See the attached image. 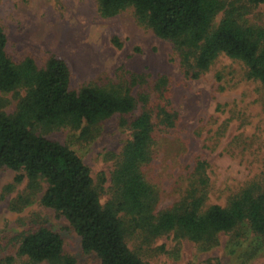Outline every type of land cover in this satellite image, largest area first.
Here are the masks:
<instances>
[{
    "label": "trees",
    "instance_id": "obj_1",
    "mask_svg": "<svg viewBox=\"0 0 264 264\" xmlns=\"http://www.w3.org/2000/svg\"><path fill=\"white\" fill-rule=\"evenodd\" d=\"M249 3L264 6V0ZM97 4L104 18L133 9L140 25L175 45L182 68L194 78L225 55L242 62L248 77L264 88V29L241 24L235 3L97 0ZM220 13L224 17L215 26ZM7 44V35L0 28V169L16 173L6 193L27 181L19 204L27 205L42 193L41 205L64 217L79 236L83 253L95 255L101 264H146L131 250L128 240L140 237L149 243L171 233L203 250L217 246L220 234L230 235L231 250L242 253L247 262L264 252V189L258 183L247 185L226 206H206L208 180L201 163L188 196L170 209L156 211L158 193L146 180L143 168L153 160L157 127L171 129L178 119L170 109L165 78L153 88L146 87V78L134 76L126 85H89L75 91L70 88L71 69L64 59L51 56L42 68L32 58L15 62L7 53ZM134 89H138L136 96ZM10 93L18 99L11 114L5 111L11 101L3 96ZM139 103L141 113L121 122L132 136L111 173V195L105 204L101 203L102 186L95 185L90 168L77 152L34 132L38 127L44 132L71 128L92 137L100 123L115 115L134 114ZM4 234H0V251L6 250ZM12 236L16 254L3 257L0 264H77L64 251V238L55 230L39 227Z\"/></svg>",
    "mask_w": 264,
    "mask_h": 264
},
{
    "label": "rangeland",
    "instance_id": "obj_2",
    "mask_svg": "<svg viewBox=\"0 0 264 264\" xmlns=\"http://www.w3.org/2000/svg\"><path fill=\"white\" fill-rule=\"evenodd\" d=\"M225 1L239 6L241 24L264 29L263 5ZM223 17L224 13L216 17L215 26ZM0 28L8 38L7 53L15 62L32 58L42 68L51 56L64 59L71 69L70 88L75 91L89 85H126L134 76L146 78V87L153 88L166 79V96L178 119L171 129L157 127L153 160L143 168L158 193L157 212L188 196L201 163L208 180L206 206H226L251 183L264 189V88L248 77L242 62L222 55L206 73L194 78L182 68L175 45L140 25L133 9L104 18L97 0H0ZM137 92L134 89L133 94ZM3 96L11 101L5 111L13 113L18 99L13 93ZM141 111L139 103L134 114L115 115L100 123L92 137L71 128L44 132L38 127L34 132L77 152L90 168L95 185L102 186L101 203L105 204L111 195V173L132 136L121 122ZM15 175L10 169H0V234H9L2 235L6 250L0 251V259L16 254L12 234L46 227L63 236L64 251L77 264H101L95 255L83 253L79 236L64 217L41 205L42 193L27 205L18 203L26 192V180L12 193L5 192ZM230 238L220 234L218 245L209 250L174 233L149 243L134 237L128 244L146 264H264V252L247 262L242 253L231 250Z\"/></svg>",
    "mask_w": 264,
    "mask_h": 264
}]
</instances>
